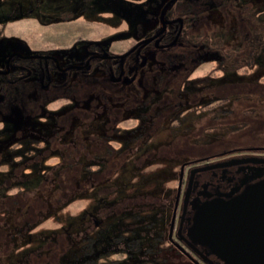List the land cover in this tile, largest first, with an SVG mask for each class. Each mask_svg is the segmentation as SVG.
<instances>
[{"label": "trees", "instance_id": "16d2710c", "mask_svg": "<svg viewBox=\"0 0 264 264\" xmlns=\"http://www.w3.org/2000/svg\"><path fill=\"white\" fill-rule=\"evenodd\" d=\"M122 1L120 11L126 22L144 20L143 9L150 8L149 0ZM216 2L203 0L204 19L192 24L193 19L188 18V31L183 29L171 53L163 57L169 65L141 75L134 87H116L109 93L104 82L83 71L73 77L70 86L61 85L65 91L57 97L66 100L50 111L48 104L43 107L37 99L40 94L48 100L55 95L41 90L38 79L27 84V76L16 69L0 74V196H4L0 197V264H173L165 257L168 248L163 239L144 242L125 235L105 240L88 233L90 223L76 233L66 228L41 233L45 239L42 248L26 250L25 244L35 236L33 227L61 210L82 188L116 172L157 129L187 132L185 124L197 113H228L232 100L242 101L248 93L264 94V73L249 86L223 80L226 73L248 77L260 67L264 22L259 18L249 22L241 8L219 14ZM202 65L209 66L203 73H195ZM74 85L78 90L72 89ZM217 86L229 89L230 94L215 97ZM257 88L263 90L259 93ZM69 96L83 100L88 113H59L73 102ZM244 112L248 116L249 110ZM12 121L17 125L12 127ZM200 158L213 161L217 154ZM248 166H256L264 178V164ZM20 168L28 170L25 182L20 178L23 174H15ZM25 183L29 188L22 191L20 185Z\"/></svg>", "mask_w": 264, "mask_h": 264}, {"label": "rangeland", "instance_id": "374dc122", "mask_svg": "<svg viewBox=\"0 0 264 264\" xmlns=\"http://www.w3.org/2000/svg\"><path fill=\"white\" fill-rule=\"evenodd\" d=\"M253 5L254 11L258 12L260 2ZM115 6L116 3L110 0H94L91 4L82 2L80 6L78 0H0V69L13 53L23 56L44 53L60 62L75 65L84 56L89 41L96 43L100 51H106L108 43L114 41L109 50L119 53L137 37L153 32L150 24L135 31L130 29V36L110 32L112 19L105 12L115 11ZM258 20L264 22L260 17ZM214 21L220 23L218 19ZM90 24H95V27ZM101 26L108 27L110 33L99 32ZM258 63L260 67L248 77L226 73L224 82L248 86L256 83L264 73V57ZM208 66H200L195 73H203ZM262 90L256 89L259 93ZM226 94H230L229 89L215 87V97ZM241 100H232L226 108L228 113L195 114L185 124L189 128L187 132L157 129L144 144L127 156L116 172L82 188L61 210L53 211L33 227L31 231L35 236L25 244L26 250L45 243L41 233L47 235L62 228L76 233L88 227L89 223L88 233L99 234L105 240L125 235L136 236L144 242L165 240L174 208L177 177L184 161L237 147L248 149L234 152L235 157L264 159V94L248 93ZM57 105L59 102H52L48 108L55 109ZM247 109L248 116L244 114ZM214 114L215 119L212 118ZM243 122L247 125L232 130L231 127ZM10 124L13 127L17 122ZM212 131L214 134L210 135ZM203 139L205 143H202ZM18 173L23 174L20 178L25 182L28 170H15V174ZM28 188L27 183L20 185L22 191ZM183 191L184 188H181L176 202V216L180 212ZM7 258L12 261V257ZM36 258L34 256L35 263ZM169 261L173 264L185 263L176 258Z\"/></svg>", "mask_w": 264, "mask_h": 264}, {"label": "flooded vegetation", "instance_id": "af4514ba", "mask_svg": "<svg viewBox=\"0 0 264 264\" xmlns=\"http://www.w3.org/2000/svg\"><path fill=\"white\" fill-rule=\"evenodd\" d=\"M86 1L91 4L94 0H78V5L80 6L82 2L87 4ZM110 1L116 3L115 11L105 12V14L109 15L112 19L113 26L110 32L115 31L118 33L117 35L121 32L130 36V29L135 31L136 28L146 27V24L152 25L153 32L148 33L144 37H137L130 46L119 53L109 50L110 44L114 41L108 43L106 51H100L96 43L89 41L86 43L84 56L81 61L75 65H71L66 61L60 62L56 57L44 53L40 54L35 52L29 56L13 53L7 57L5 64H3V67L0 69V74H8L11 70L16 69L17 73L21 71L22 74L27 76V78L24 79L27 84L33 79H38V86H40L41 90L50 92L51 94H49V96L55 95L53 99L50 98L48 100L47 97L42 98V94H40L37 101L38 104L43 103V107L52 102H64L66 99L57 97L58 95L64 94L65 89L61 85L70 86L69 83L73 82V77L83 71H90V75L104 82L109 93L114 92L116 87L121 89L125 88V86L134 87V85L137 84V78L141 75L150 70L152 71V69L156 67H161V65L164 67L169 65L164 61L165 55L170 54L171 50L177 44L183 29H186L188 18L193 19V24L194 22H198V20L200 22L205 17L202 6L203 0H199V2L195 0H149L150 8L144 7L143 9L146 12V18L144 17V20L138 19L137 23L130 24L124 20L123 14L120 11V5L123 1ZM216 1V11L219 14H225L227 11L239 12V8H241L240 12L242 14L244 12L249 22L259 17L264 19V0L260 2L261 5L258 12L254 11L253 3H257L259 0ZM144 2L146 3V0H144ZM78 8L80 9V7ZM195 12L198 13V16L194 15ZM90 25L95 27V24ZM186 30L188 31V28ZM99 32H102V34L110 33L108 27L102 26ZM63 56L64 55H62V57ZM15 58L20 59L21 62H17ZM8 59L9 61L7 64ZM37 76H39V78ZM63 81H67V83H63ZM72 89L74 91L78 90L75 85L72 86ZM68 99L73 100L74 103L71 102V105L66 111L59 113H70L72 115H76L77 113H88V111H85L87 104H82L83 100L79 99L78 101L77 98L70 96ZM55 109L49 110L54 111ZM36 111L39 112V109H34L35 113ZM233 149L246 150L248 147H237L219 151L215 153L217 154V158L213 161H199L201 158L184 161L181 165L182 177L180 189L185 188L188 173L194 168L244 159L233 156L230 152ZM261 178L262 175L260 170L256 166H248V163L224 165L194 172L191 176L190 193L181 218V223L178 224L181 213L180 208L178 216H176L175 210L171 232L169 236H166L164 241L166 248H168L165 257L168 260L172 258H176L181 262L184 260L185 263L189 261L192 264H207L203 259L204 257L212 264H227L220 254L192 239L190 225L195 212L194 208L197 206L196 204L202 200L215 197L229 200L237 197L242 193L245 186Z\"/></svg>", "mask_w": 264, "mask_h": 264}, {"label": "water", "instance_id": "95a60500", "mask_svg": "<svg viewBox=\"0 0 264 264\" xmlns=\"http://www.w3.org/2000/svg\"><path fill=\"white\" fill-rule=\"evenodd\" d=\"M242 163L264 164V159L244 158L190 170L183 191L178 224L182 220L194 172ZM181 177L182 166L177 177L168 236L174 222ZM196 205L190 225L192 239L220 254L227 264H264V178L245 186L237 197L229 200L215 197L202 200ZM203 259L207 264H212L207 258Z\"/></svg>", "mask_w": 264, "mask_h": 264}]
</instances>
